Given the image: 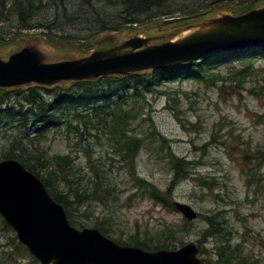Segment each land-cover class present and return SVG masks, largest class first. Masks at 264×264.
I'll use <instances>...</instances> for the list:
<instances>
[{"label": "rangeland", "instance_id": "obj_1", "mask_svg": "<svg viewBox=\"0 0 264 264\" xmlns=\"http://www.w3.org/2000/svg\"><path fill=\"white\" fill-rule=\"evenodd\" d=\"M75 2L61 0L54 5L50 0H41L32 23L42 28L22 30L11 12L13 0H7L0 19V58L30 44L44 51L48 62L78 58L89 54L98 41L110 34L114 38L101 46L119 44L132 36L150 37L152 43H161L186 34V27L203 19L221 13L237 16L264 7V0L243 6L241 0L215 1L201 10L206 13L201 18L164 25L163 21L169 18L159 14L140 16L136 23L127 24L121 21V8L104 2H92L94 13L90 21L84 17L74 19L73 15L81 14L77 12L81 2ZM163 4L171 9L198 11L208 7V0H163ZM99 15L108 17L109 22L114 20L119 31L99 33L95 20ZM69 18L74 20L70 22ZM241 68L238 62L222 64L214 68L217 78L211 81L164 79L139 101L136 119L131 123V134L143 141L135 161L140 178L166 191L174 177L169 154L190 163L187 178L172 192V202L189 205L198 214L197 219L186 222L178 211L141 195L128 183L125 171L118 170L117 161L107 160L112 156L108 146L92 143L88 148L89 161L97 162L101 172L107 169L114 188L113 196L106 202L90 200L76 207V219L85 223L84 228H93L100 222L108 229L111 240L121 241L134 235L147 240L169 229L178 235L176 248L189 242L199 247L198 258L203 264H264V60L257 59L247 71ZM19 90L20 93L0 89V101L16 109L26 96V87ZM47 91L41 93L49 98L57 95V91ZM18 129L17 122H0V160L14 137L21 135ZM47 138L40 148L47 150L48 155L70 154L87 175L90 164L81 150L84 144L68 141L66 133L50 128ZM27 148L34 152L31 144L27 143ZM214 216L221 235L208 236L206 218ZM17 243L14 231L6 228L0 216V264H40L25 252L16 251ZM221 243L232 253L227 261L219 258L218 248L225 247Z\"/></svg>", "mask_w": 264, "mask_h": 264}, {"label": "trees", "instance_id": "obj_2", "mask_svg": "<svg viewBox=\"0 0 264 264\" xmlns=\"http://www.w3.org/2000/svg\"><path fill=\"white\" fill-rule=\"evenodd\" d=\"M50 1L54 5L56 1L61 2V0ZM75 1L81 2L77 11L81 14L73 15L72 18L74 19L84 17L86 21H90L94 13L92 2H104L113 7L121 8V21L134 24L138 20L137 17L151 14L153 16L159 14L158 16L169 19L195 15L204 11V9H208L213 2L221 0H208V7L201 8L198 11L164 7L163 0ZM256 1L241 0L240 5H253ZM6 2L7 0H0V19L3 17ZM40 6L41 0L38 3L35 0H13L11 12L17 17V22L22 30L42 28L32 23L39 12ZM74 19L69 18L68 21L71 22ZM95 20L99 25V33L119 31L120 27L113 24L114 20L109 22L108 17L103 19L99 15ZM259 58L264 60V45L258 49H246L231 53L223 51L212 53L191 66L144 72L127 77H103L95 81L72 82L66 87H26L24 91L26 96L23 97L24 103L19 101L16 109L14 106L9 107L10 105L8 106V104L0 101V122L2 120L17 122L18 132L21 134L19 137H14L9 151L3 155V159L18 161L38 177L52 199L64 208L70 224L78 229L86 226L82 220L78 221L76 219L75 210L78 205L83 206L90 200L103 203L113 196V178L110 173L106 168L102 172L99 171L98 163L89 161L88 148L92 147L93 144L100 146L106 144L108 146L110 151L108 153L112 156L108 157L107 160L109 162L112 160L117 161L118 170L125 171L128 183L131 184L132 188L140 192L141 195L153 200L156 204L169 210H175L172 206V192L179 182L187 178L190 163L169 154V165L174 172V177L166 191H160L153 184L137 175L135 161L143 142L142 139L131 134V123L136 119L137 110L139 109L137 104L153 88L160 86L164 79L171 80L179 77L200 82L211 81L217 78V75L213 74L214 68H218L222 64L238 62L242 66L241 69L247 71ZM10 90L20 93L19 89ZM41 90H48V93L57 91V95L52 98L45 97ZM3 117L7 119H3ZM48 128L66 133L67 140H77L82 143L79 146L84 144L81 150L86 153L90 164L89 171H86L87 175L82 173L70 154L48 155L47 150L40 148V145L48 139ZM162 141L164 140L162 139ZM27 143L34 147V152L31 149L28 150ZM103 163L106 165L105 162ZM94 179H97V181ZM61 184H64L63 189H61ZM89 196L92 197L89 198ZM216 218V216L206 218L210 230L208 236L221 235L220 224L214 222ZM4 224L6 228L11 229L5 221ZM92 227L111 239L108 229L100 222L95 223ZM165 232L169 234L164 235ZM152 237L151 239L140 240L137 235H134L126 241L120 239L113 241L147 251L174 249L177 242H179L177 233H172L169 229L159 231L153 234ZM221 245L225 247L218 248L219 258L223 261L225 257V261H227L232 253L227 250L229 248L225 244L221 243ZM16 251L25 252L37 261L19 242Z\"/></svg>", "mask_w": 264, "mask_h": 264}, {"label": "water", "instance_id": "obj_3", "mask_svg": "<svg viewBox=\"0 0 264 264\" xmlns=\"http://www.w3.org/2000/svg\"><path fill=\"white\" fill-rule=\"evenodd\" d=\"M205 14L170 18L163 24ZM186 31L161 43L132 36L119 44L101 46L114 38L105 35L89 54L57 62H48L36 44L26 45L0 58V89L66 87L72 82L191 66L221 51L258 49L264 45V7L237 16L221 13L186 27ZM172 206L187 222L197 219L189 205L173 201ZM0 216L40 264H202L199 247L193 242L176 249L147 251L118 244L95 228L73 227L40 179L14 159L0 160Z\"/></svg>", "mask_w": 264, "mask_h": 264}, {"label": "flooded vegetation", "instance_id": "obj_4", "mask_svg": "<svg viewBox=\"0 0 264 264\" xmlns=\"http://www.w3.org/2000/svg\"><path fill=\"white\" fill-rule=\"evenodd\" d=\"M129 246V245H128ZM183 246V245H182ZM203 264V263H202Z\"/></svg>", "mask_w": 264, "mask_h": 264}]
</instances>
